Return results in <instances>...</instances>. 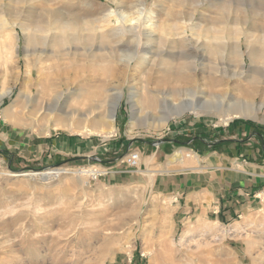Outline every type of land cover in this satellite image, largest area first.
Segmentation results:
<instances>
[{
    "label": "rangeland",
    "instance_id": "rangeland-1",
    "mask_svg": "<svg viewBox=\"0 0 264 264\" xmlns=\"http://www.w3.org/2000/svg\"><path fill=\"white\" fill-rule=\"evenodd\" d=\"M224 115L264 122V0H0V264H264V201L221 220L153 188L176 148L109 173ZM59 135L79 150L59 157Z\"/></svg>",
    "mask_w": 264,
    "mask_h": 264
},
{
    "label": "crops",
    "instance_id": "crops-1",
    "mask_svg": "<svg viewBox=\"0 0 264 264\" xmlns=\"http://www.w3.org/2000/svg\"><path fill=\"white\" fill-rule=\"evenodd\" d=\"M192 124L186 119L175 121L170 133L186 136L184 141L173 142L170 137L172 140L148 145L136 166L125 164L124 168L120 165L122 160L111 165L109 173L116 178H134L135 174H143L152 157L156 159V154L172 146L176 148L173 153L182 150V157H169L165 163L167 170L151 171L153 188L159 193L171 192L175 200L179 199L177 208L181 212L223 220L264 201V122L229 119L221 126ZM79 139L59 135V157L74 155L80 148ZM42 142L37 140L26 147L34 159L42 154ZM152 146L157 147L156 152H152ZM174 163L184 164L169 169Z\"/></svg>",
    "mask_w": 264,
    "mask_h": 264
},
{
    "label": "bare ground",
    "instance_id": "bare-ground-1",
    "mask_svg": "<svg viewBox=\"0 0 264 264\" xmlns=\"http://www.w3.org/2000/svg\"><path fill=\"white\" fill-rule=\"evenodd\" d=\"M137 26V24H134V25H132V26H129L130 28H134V27H136ZM121 27H127V26H125V24H122V26ZM10 91L9 90H7V91H5L4 93H2V95H5V94H7V93H9ZM24 95V94H23ZM26 98L29 96V94L27 93V94H25L24 95ZM243 103H245V102H237V103H234L236 106H237V108L236 109H234V110H232V112H234V113H242V112H246V110L245 109H247V108H249L248 106H247V104L245 105V104H243ZM246 103H247V101H246ZM219 111V110H218ZM6 113H5V117H10L11 116V113L13 112V105H11V106H8L7 107V109H6V111H5ZM231 112V113H232ZM224 113V112H223ZM231 115V114H230ZM230 115H224L223 117H222V123H227V121L231 118V116ZM113 114L111 113V115H110V122L113 120ZM114 126H112V125H109V126H104V124L102 125V126H100V128H99V132H102V134H103V136H109L111 133H113L114 132ZM89 131L90 132H95V130H93V129H89ZM173 156H175V157H177V158H180V157H182V150H177L174 154H173ZM86 171H88V172H91L93 175L94 174H96V169H93V168H91L90 170L88 169V170H80L79 172L80 173H83V172H86ZM61 172H64L65 173V170L63 169V168H61V167H59V168H49V169H46V170H44V171H27V172H24V173H21V174H19V175H23V176H27V177H30V178H36V177H38V178H42V179H47V178H49L50 176H55V175H58V174H60ZM103 172V171H102Z\"/></svg>",
    "mask_w": 264,
    "mask_h": 264
},
{
    "label": "built area",
    "instance_id": "built-area-1",
    "mask_svg": "<svg viewBox=\"0 0 264 264\" xmlns=\"http://www.w3.org/2000/svg\"><path fill=\"white\" fill-rule=\"evenodd\" d=\"M139 158L138 150H132L124 157V162L127 166L134 167L138 164Z\"/></svg>",
    "mask_w": 264,
    "mask_h": 264
},
{
    "label": "water",
    "instance_id": "water-1",
    "mask_svg": "<svg viewBox=\"0 0 264 264\" xmlns=\"http://www.w3.org/2000/svg\"><path fill=\"white\" fill-rule=\"evenodd\" d=\"M165 140H168V139H164V141H165ZM159 142H162V141H159ZM159 142H158V143H159Z\"/></svg>",
    "mask_w": 264,
    "mask_h": 264
}]
</instances>
